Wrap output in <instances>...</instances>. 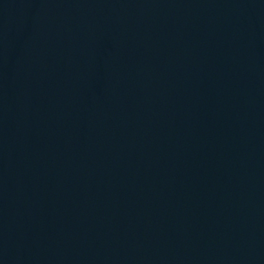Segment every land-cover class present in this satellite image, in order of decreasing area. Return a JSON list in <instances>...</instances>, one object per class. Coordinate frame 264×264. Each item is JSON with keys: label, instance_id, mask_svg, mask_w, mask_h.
I'll list each match as a JSON object with an SVG mask.
<instances>
[{"label": "water", "instance_id": "obj_1", "mask_svg": "<svg viewBox=\"0 0 264 264\" xmlns=\"http://www.w3.org/2000/svg\"><path fill=\"white\" fill-rule=\"evenodd\" d=\"M0 264H264V0H0Z\"/></svg>", "mask_w": 264, "mask_h": 264}]
</instances>
